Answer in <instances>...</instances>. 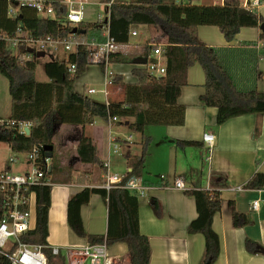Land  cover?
<instances>
[{
  "label": "trees",
  "instance_id": "1",
  "mask_svg": "<svg viewBox=\"0 0 264 264\" xmlns=\"http://www.w3.org/2000/svg\"><path fill=\"white\" fill-rule=\"evenodd\" d=\"M15 0H0V73L9 80L11 96V119L14 124H0V141L10 144L14 152H29L34 146L43 147L53 144L54 127L58 123L84 126L96 118L111 121L113 117L122 120L111 121L128 124V127L141 134L142 153L139 157H129L132 171L123 179L140 175L147 158L151 137L145 134L149 125H182L185 106L178 102L181 90L188 85L187 73L190 66L199 63L205 74L202 100L207 106L218 109L217 124L245 114L264 113V92L255 86H240V75L236 73L241 56L257 65L264 59V31L260 29L258 41L239 42V47L211 46L199 39L200 25H215L224 34L228 42L233 41L242 27H260L264 17L255 8H243L240 0H225L224 4H192L193 0L176 3L166 0H118L109 8L107 21L109 34L116 43L125 44L129 40L131 29L135 25H147L161 30L165 35L163 58L166 74L158 82L149 71L134 67L135 82H125L115 75L114 83L123 86L120 98L106 103L94 101L75 89L76 78L83 75L89 64L92 41L104 42L103 27L99 23H82L73 36L83 38L77 51L70 53L67 61L51 60L45 64L47 81L36 78L39 63L35 50L21 46L13 49L8 38L18 31L46 38L48 36H67L72 30L61 29L57 18H39L29 5H20L16 14H11L9 6ZM59 17L65 10L62 0H50ZM109 0H99L106 4ZM263 1V0H262ZM97 36L89 35V31ZM73 33V32H72ZM159 44L158 42H153ZM262 46L258 48V44ZM251 46L247 52V47ZM147 46L146 57L149 58ZM34 54L30 59L29 55ZM132 59L117 52L111 53L108 63L99 66L105 74L109 63H131ZM76 64V71H69V64ZM256 71L255 77L260 75ZM114 85V84H113ZM132 118V121L127 119ZM20 121H32L29 133L20 132ZM179 145L198 146L199 141L177 140ZM78 159L104 167L98 155L93 139L84 132L77 140ZM43 155L46 151L42 149ZM132 159V160H131ZM54 173L50 167L47 176ZM221 176V175H220ZM248 189H264V172H256L244 186ZM97 193L105 200L108 211L107 231L104 234L87 232L80 213L82 205L88 203L92 194ZM52 185L36 188V225L28 236L32 241L47 244L48 220L51 206ZM187 194L196 201L198 217L188 227L189 233H201L205 238L204 264H213L220 254V237L213 228V218L222 208L220 194L208 189H190ZM157 212V201L153 202ZM139 201L136 194L121 186L107 190L104 187H84L71 196L67 203V222L73 232L89 243H102L108 246L123 243L129 252V264H150L152 246L149 237L140 231ZM234 227H243L251 223L248 214L239 212L235 202H229ZM246 245L249 247L248 240ZM250 250H254L250 247ZM49 264H57L56 258L46 249ZM63 262V260H62ZM0 264H8L6 258H0ZM64 264V263H63Z\"/></svg>",
  "mask_w": 264,
  "mask_h": 264
},
{
  "label": "crops",
  "instance_id": "2",
  "mask_svg": "<svg viewBox=\"0 0 264 264\" xmlns=\"http://www.w3.org/2000/svg\"><path fill=\"white\" fill-rule=\"evenodd\" d=\"M122 1L129 2L131 0ZM173 1L176 3L186 2V0ZM224 2L225 0H193L192 4L215 5L224 4ZM254 8L264 17V0H258V5ZM108 18L109 11L107 10V16L102 22L98 19L89 23H99L103 27L102 32L105 35L104 29ZM134 31L136 34H133ZM91 33L92 35L96 34L94 31ZM259 33L260 27H242L236 38L228 42L224 34L215 25H200L198 28L201 41L218 47H239V42L258 41ZM75 39L84 42L83 38L75 37ZM164 41V33L157 28L147 25L133 26L128 42L121 44L117 51V53L131 58V63H109L107 71L112 72L114 77L115 75L121 76L125 82H135L136 77L132 70L139 65L133 60L146 57L147 46L153 42H158L163 49ZM92 43L96 44V41H92L90 45ZM260 45L262 43L258 44V48ZM250 48L251 46L247 47V52ZM36 52L39 51L34 53ZM47 52L40 57L35 54L36 57L40 58L39 63H42L43 68L48 61H64L62 59L57 60L54 53L47 56ZM151 52L152 47L149 49L150 55ZM35 55L31 54L28 57L33 59ZM247 55L248 53L241 56L240 64L238 62L236 73L240 75L239 84L247 87L255 86L264 92V59H260L258 64L254 65L248 61ZM68 57L65 61L68 60ZM256 71L261 73L255 77ZM104 79L105 74L99 64H89L86 72L76 78L75 89L78 93L102 103L119 99L123 86L114 83L108 87V92L105 93ZM187 80L188 85L182 88L178 99V102L185 106L184 123L182 125H155L165 127L164 130L161 128L159 132L161 144L159 149L158 146L150 144L148 158H146L144 167L138 175L146 184L153 187L145 196L138 197L140 231L149 237L152 246L150 264H204L205 238L201 233H189L188 231L189 224L198 217L195 198L187 194V190L190 189H208L220 194L222 208L214 215L212 224L220 237V254L213 264H264V189L244 187L254 173L264 172V113L236 116L218 125V109L214 106L205 105L202 100V95L205 92V74L199 63L189 67ZM95 85L103 87L101 92L104 94V99L97 100L92 96V94L100 91V88L95 87ZM89 89H95V91L88 93ZM3 98L7 102V95L0 93V121L9 122L12 120L11 96L9 104L6 105L2 104ZM127 120L132 121L133 119ZM123 126L128 127V124L112 123L102 118H96L94 122L84 126L62 123L55 125L53 139L55 134L61 131L62 146L59 149L58 158L54 159L53 162L50 158L51 167H54V173L58 176L62 175V171H67L65 176H70L72 180H61L60 185L63 186L59 187L61 188L60 192L55 193V190H52L47 249L52 246L64 248L65 246L82 245L87 241L85 238L78 237L68 225L67 203L71 196L84 187H102L106 179L104 176L103 182L99 181L100 173L107 171L106 167L84 163L78 159L76 149L78 138L82 132L91 137L97 145L98 155L103 164L109 160L110 171L114 170L120 175L125 174L132 171L129 157H139L142 153V145L141 139L135 140L131 134L128 137H122L119 134L112 135V127L121 129ZM108 128L109 132L107 133L106 129ZM205 133L215 135V140L211 146L203 139ZM149 136L153 137V135ZM111 139H114L115 144H118L121 153H118L117 147V152L110 154L109 141ZM177 140L199 141L202 145H179ZM179 147L192 159L186 176L191 178L192 185L187 187L188 179H183L185 189L175 187V179L170 180L166 177L169 170L178 168ZM205 149L209 150V155ZM157 158L163 159L168 165L163 169H153V164ZM73 159L76 161L74 162ZM12 166L13 164L10 163L8 167L12 169ZM162 175L164 177H161ZM75 176H79V180H74ZM177 177L181 178L179 176L175 178ZM238 186H241L242 189L236 190L235 188ZM55 194L56 197H54ZM232 200L239 212L250 216V224L234 227L229 206V202ZM255 200H259L260 203L257 210H253L251 207ZM154 201H157L159 212L153 205ZM80 213L87 232L106 233L108 211L105 200L100 194H92L90 201L82 205ZM33 220L35 227L36 208L33 212ZM247 240L249 247L246 245ZM113 246L120 248L123 252L125 251L129 264V252L126 245L120 243ZM250 247L254 250H250Z\"/></svg>",
  "mask_w": 264,
  "mask_h": 264
},
{
  "label": "built area",
  "instance_id": "3",
  "mask_svg": "<svg viewBox=\"0 0 264 264\" xmlns=\"http://www.w3.org/2000/svg\"><path fill=\"white\" fill-rule=\"evenodd\" d=\"M20 5L31 6L36 16L39 18H59L58 24L61 29L73 30L74 27H79L83 21L85 6L90 0H62L65 5L64 13L61 17L58 16L55 7L50 0H17ZM118 0H109L104 4L109 11L110 6ZM244 8H254L258 5V0H240ZM11 14H16V11L9 6ZM106 40L100 43H92L90 45L91 53L89 60L91 64L108 63V58L111 53L119 50L120 44L116 43L115 39L110 36L108 24L105 25ZM75 33H69L67 36L56 37L48 36L46 38L35 37L33 35L22 32L18 28L15 35L7 40L12 48L17 50L19 47H29L35 51H49L56 49L58 45H63L66 52L74 53L83 41L75 39ZM133 34H136L134 31ZM152 52L147 63L138 64V67L145 68L154 76L155 80L160 82L166 74V66L163 58V49L160 44L152 43ZM69 71L74 74L76 64H69ZM114 84V75L106 70L104 86L105 93L108 87ZM95 89H89L88 93L94 92ZM120 118L113 117L111 121H118ZM4 123L0 121V124ZM7 124H14L10 120ZM32 121H20V132L27 134L25 128L32 126ZM204 141L210 146L215 140L213 133H205ZM114 143V144H113ZM9 144V143H8ZM110 148L113 152H117V144L115 140L109 141ZM10 147V144H9ZM11 148V147H10ZM44 147L34 146L29 152H22L25 157H11L9 163L19 164L17 171L12 169L0 168V258H6L8 264H49V255L46 249L47 244L32 241L33 237L28 236L34 229L33 226V205H36V188L42 185H51L47 176V172L51 167L50 158L43 155ZM19 153V152H17ZM104 167L107 169V176L103 183L104 188L110 190L112 187L121 186L137 197L145 196L152 189L151 185L146 184L138 176H130L125 182L123 179L129 174H115L110 171V161L104 162ZM161 177H164L163 175ZM175 187L185 189L184 180L175 178ZM236 190H241L238 186ZM259 200L253 201L252 209L259 208ZM53 256L62 255V250L69 264H120L115 263L113 256L109 252V246L106 239L102 243L85 242L82 245L50 247Z\"/></svg>",
  "mask_w": 264,
  "mask_h": 264
},
{
  "label": "rangeland",
  "instance_id": "4",
  "mask_svg": "<svg viewBox=\"0 0 264 264\" xmlns=\"http://www.w3.org/2000/svg\"><path fill=\"white\" fill-rule=\"evenodd\" d=\"M166 1H169V0H166ZM170 1H173V0H170ZM10 7H12L17 12L20 9L19 1L15 0L13 3L10 4ZM106 16H107L106 6L101 4L99 2V0H90L89 3L85 6L83 21H84V23H89V22H93L94 20L100 19V21L102 22V20H104ZM91 32H92V29H91V31H89V35H92ZM93 36H97V35L94 34ZM96 43H98V41H96ZM261 46L262 45H260V47ZM52 53L55 54V58L57 60H61L62 59V60L65 61L66 57L69 56V52H66L64 50V46L63 45H58L56 49H54V48L50 49V51L47 52V56H49ZM46 58L49 59V57H46ZM36 78L38 80H40V81L41 80H48V77H47V75L45 73V69L43 68L42 63H38L37 64ZM8 87H9V80L5 76H2L0 74V93H3L5 95H7V102H6L5 98L2 99V104H4V105L9 104V100H10V95L8 93V89H9ZM95 87L100 88V91H98L95 94H92V96L95 99H97V100L98 99L99 100L100 99H104V94L101 92V89L103 90V87L97 86V85H95ZM161 128H163V130L165 129V127H158V126H155V125H149V126H147V129L145 131L146 135H153V137H151V143L153 144V146H158L157 147L158 149H159V145L161 144V142H160L161 138H160V134H159ZM112 130H111L112 131V135H118L119 134L122 137H128V135L131 134L134 137L135 140H140L141 139V134L140 133L132 131L126 126H123V128H121V129L116 128V127H112ZM106 132L107 133L109 132V128L106 129ZM112 137H114V136H112ZM53 141H54V156H53V158H51V162H53L54 159L58 158L59 149L62 146V144H61V142H62V132L61 131H59V132H57L55 134ZM178 149H179L178 158H177L178 168H176V169L173 168L172 170H169L168 174H166V173H164V174H166V177H168L170 180L175 179L176 176H179L182 179H188L186 184H187V187H189L190 185H192L191 178L190 177L187 178L186 176H187V173L189 171L188 170V166H189L190 163H192V159L189 157L188 154L183 152L181 147H179ZM206 150H207V153L209 155V150L205 149V151ZM109 152H110V154L111 153L115 154V152H113V148H110ZM119 152L121 153L120 148L118 146V153ZM11 157H25V154L22 153V152H19V153L14 152L9 147L8 142L0 141V168H2V169H10L8 167L10 165L8 159L11 158ZM73 161L75 162L76 160L73 159ZM167 165L168 164L163 159L157 158L155 160V163L153 164V169H163ZM18 168H19V164L18 163H15L12 166V170H14V171H17ZM97 168H99V167H97ZM66 172L67 171H62V175L61 176H58L55 173L50 174L48 176L49 182H51V184H52V190H55V193H57L59 190H61V188H59V187L63 186V185H60L62 183L61 180H63V179L72 180V178L70 176H68V175L65 176ZM111 173H115V174L120 175L119 172H116L114 170H111ZM104 176L105 177L107 176V171L100 173V176H99V181L100 182H103ZM202 178H203V175H202ZM204 179H205V177H204ZM74 180H79V176H75ZM56 196L57 195L55 194L54 197H56ZM35 208H36V205L34 203L33 212H34ZM33 226H34V220H33ZM67 244H70V243H67ZM122 250H124V249H122ZM109 252H110L111 256H113V258H114L113 260H114L115 263L128 264L127 255H126V253H124L125 251L123 252V251H121L120 248H117L116 246H113V247H109ZM54 257L56 258L55 260H56L57 264H63V263L64 264H69L68 259L65 258L63 250H62V255L54 256ZM62 260H63V262H62Z\"/></svg>",
  "mask_w": 264,
  "mask_h": 264
},
{
  "label": "water",
  "instance_id": "5",
  "mask_svg": "<svg viewBox=\"0 0 264 264\" xmlns=\"http://www.w3.org/2000/svg\"><path fill=\"white\" fill-rule=\"evenodd\" d=\"M246 11H247V9L244 8V7L242 9H240L241 13L246 12ZM260 29L264 31V23H262L260 25ZM72 32L73 33H77V32L84 33L85 30H82V29L79 30L78 27H74ZM30 51H33V49L30 48ZM36 54H37L38 57H40V56H44L45 52L44 51H39V52H36ZM147 60H148L147 57H139V58L134 59L133 62L136 63V64H143V63H147ZM25 131L28 134L29 133V128L26 127ZM53 149H54V145L53 144L44 146V150L46 151V156L48 158H52L53 157ZM206 264H209V263H206Z\"/></svg>",
  "mask_w": 264,
  "mask_h": 264
}]
</instances>
